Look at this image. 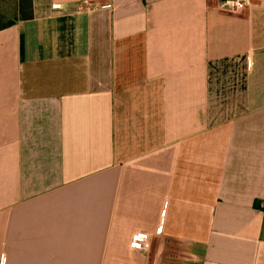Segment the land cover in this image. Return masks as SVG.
Wrapping results in <instances>:
<instances>
[{"label":"crops","instance_id":"0c3cea01","mask_svg":"<svg viewBox=\"0 0 264 264\" xmlns=\"http://www.w3.org/2000/svg\"><path fill=\"white\" fill-rule=\"evenodd\" d=\"M219 2L32 0L0 30V261L264 264V0Z\"/></svg>","mask_w":264,"mask_h":264},{"label":"built area","instance_id":"2783aa9c","mask_svg":"<svg viewBox=\"0 0 264 264\" xmlns=\"http://www.w3.org/2000/svg\"><path fill=\"white\" fill-rule=\"evenodd\" d=\"M252 0H220L219 9L224 13H239L251 5ZM82 7H87L88 2L83 1L80 5ZM264 207V202L263 205ZM130 246L137 251H146L149 248V235L144 232H136L130 241ZM0 264H4V260L0 261Z\"/></svg>","mask_w":264,"mask_h":264},{"label":"trees","instance_id":"16d2710c","mask_svg":"<svg viewBox=\"0 0 264 264\" xmlns=\"http://www.w3.org/2000/svg\"><path fill=\"white\" fill-rule=\"evenodd\" d=\"M32 14V0H16V15L11 20H5L3 14L0 13V30L14 25L17 21L31 20Z\"/></svg>","mask_w":264,"mask_h":264},{"label":"rangeland","instance_id":"374dc122","mask_svg":"<svg viewBox=\"0 0 264 264\" xmlns=\"http://www.w3.org/2000/svg\"><path fill=\"white\" fill-rule=\"evenodd\" d=\"M0 13L4 21L13 19L16 15V0H0Z\"/></svg>","mask_w":264,"mask_h":264}]
</instances>
